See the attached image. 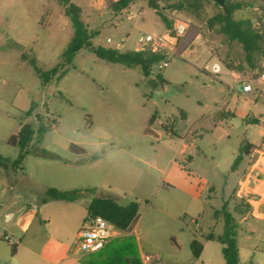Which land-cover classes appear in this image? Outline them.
Returning a JSON list of instances; mask_svg holds the SVG:
<instances>
[{
  "label": "rangeland",
  "instance_id": "1",
  "mask_svg": "<svg viewBox=\"0 0 264 264\" xmlns=\"http://www.w3.org/2000/svg\"><path fill=\"white\" fill-rule=\"evenodd\" d=\"M70 1L80 7L93 47L109 48L125 38L123 50H132L141 35L169 33L168 22L176 19L200 33L186 47L177 40L176 52L153 65L147 77L139 67L109 62L88 48L66 61L74 28L59 0H0V155L8 160L0 170V234L8 232L2 221L6 212L15 214L25 203L41 205L47 189H89L91 199L105 195L121 205L138 203L132 236L139 237L143 251L167 264H217L214 252L221 244L207 245L191 221L200 220L206 233H223V219L216 226L212 220L221 199L229 197L232 210L236 204L246 207L236 192L250 156L231 169L240 147L264 145V87L251 98L229 89L236 86L235 72L242 77L252 72L242 45L208 30L207 19L219 11L212 1L197 10L185 6V0H159L157 11L149 0H136L120 12L111 6L116 0ZM179 2L182 7H171ZM235 18L256 19L255 29H264L259 4L237 11ZM209 49L223 63L222 81L200 69ZM263 57L258 53L255 66ZM165 61L168 65L160 69ZM27 123L36 130L19 160L22 149L10 139ZM40 126L48 130L40 132ZM71 144L84 152H74ZM174 163L187 179L173 181L190 195L164 179ZM193 194L204 203L203 214ZM233 215L243 248L240 264H264L263 212ZM195 238L206 245L205 263L193 259ZM10 249L0 238V256Z\"/></svg>",
  "mask_w": 264,
  "mask_h": 264
},
{
  "label": "trees",
  "instance_id": "2",
  "mask_svg": "<svg viewBox=\"0 0 264 264\" xmlns=\"http://www.w3.org/2000/svg\"><path fill=\"white\" fill-rule=\"evenodd\" d=\"M64 6L66 14L70 16L74 28V35L69 43L68 48L64 52V59L71 62L76 53L84 48L93 50L97 56L112 63H121L127 67H139L145 76L151 75L152 66L160 63L165 59V54H147L131 50L117 51L111 47L92 46L93 34H90L86 25L82 20V11L79 6L71 3L70 0H59ZM136 0H117L111 1V6L116 11H122L128 8ZM197 0H191L193 4ZM213 3L218 7L214 15L207 19L208 30L224 34L229 40L236 41L242 45L245 51L247 63L254 68L258 53L264 54V29H255L256 21L253 18H235V13L247 7H253L259 4L264 9V0H225L226 10L218 4L215 0ZM159 0H149V3L157 11H160ZM183 3L173 4L171 7L180 8ZM202 1L197 3V10L201 9ZM168 9V7H166ZM258 22V21H257ZM169 28H172V23L168 22ZM40 72V70H38ZM56 71H52L55 73ZM45 82L49 81L47 74H42ZM33 105L27 111L31 115ZM40 118V124H41ZM256 122V121H255ZM35 127L32 123H27L21 126L18 135H13L10 142L13 145H19L22 149L20 159L24 157L26 148L31 142L34 134ZM40 132H45L47 127L40 126ZM173 133L172 131H167ZM256 146L251 143L243 144L240 147V153L236 157L232 170L243 160L245 155H250ZM70 149L76 153H83V149L71 144ZM8 160L0 155V166L5 167ZM19 161L16 162V165ZM89 189H75L71 191H60L54 188H49L45 192L43 198L44 202L51 200L75 201L82 196L88 195ZM235 196V195H232ZM231 199L224 201L221 208L215 211V217H221L224 221V229L221 235L208 233L206 235L198 234L209 241H216L222 245V254L226 264H240V250L238 246V223L233 213L230 211ZM251 206L246 204H236L234 206L235 212H247ZM89 217L102 216L108 220L114 227L121 231H125L128 235L120 238H115L110 241L103 249L98 252L83 255L81 264H142L139 254L138 242L134 236L129 234L132 231L133 224L139 214V205L136 202H131L128 205H121L113 198L108 196L99 198L94 197L91 199L88 207ZM191 249L193 252V259L196 261L200 258L203 252V244L197 239L191 242ZM12 250L15 246H11Z\"/></svg>",
  "mask_w": 264,
  "mask_h": 264
},
{
  "label": "crops",
  "instance_id": "3",
  "mask_svg": "<svg viewBox=\"0 0 264 264\" xmlns=\"http://www.w3.org/2000/svg\"><path fill=\"white\" fill-rule=\"evenodd\" d=\"M187 1H191V0H185L184 1L185 6L187 5L188 7H190V9H197V3H199V0H197L195 3L191 5H190L191 2L187 3ZM200 1H202V7H203L204 4L212 0H200ZM168 3H173V2L168 1ZM196 17L198 18V16ZM254 20L256 21V23H258L256 19ZM178 21L180 20L176 19L175 22L174 21L172 22V28L168 29L171 33L175 31V27L178 25ZM184 23L187 25V35L185 37L186 40H192L193 37H197L199 35L200 33L199 29H197L194 25L189 24L188 22H184ZM237 74L238 73L235 72L236 76ZM239 87H241V83L240 80H238L236 77V87L231 91L236 90L235 94H238L240 96L243 95L245 96V98H251L260 95L263 92L264 85L258 82H254L253 83L254 91L251 94L242 93V91L239 90ZM237 113L240 114L242 117H246L247 115V112L242 109H239ZM252 120L253 122H255L257 121V118L253 116ZM249 156L250 159L244 174L247 172V170L251 169L252 166L256 163L254 167L256 168V174L258 175V180L254 181L252 186L254 187V190H256L261 195H264V145L256 146ZM118 160L121 161V159ZM139 160H141V158H139ZM145 162L149 163V161H145ZM77 165L82 167L84 166L83 164L80 163ZM149 165L151 166L152 164L149 163ZM175 166L176 163L173 164L172 171L170 170L165 173L164 179L167 182L172 180L168 183L169 187H173L175 189H178L184 194L190 195V192L187 191L189 189L182 187L179 184V182L175 183L173 181L175 179H182V180L187 179V176L184 173V171H182L180 167L175 168ZM17 167H18L17 170H20L19 164H17ZM1 168H3V166H0V170ZM117 169L118 167L116 166L112 168V173ZM103 196L105 197V195ZM193 196L195 200H197L196 202H198L197 203L198 213L201 212L203 214L202 209L204 203L201 201L200 196H198L197 194H193ZM228 199L229 197L227 199L224 198L221 199L222 203L220 205V208L224 203V201H227ZM90 201H91V197H89V195L82 196L75 201L51 200L48 202H44L42 200V203L39 206H37L36 204L25 203L24 206H22L15 214H9V212H6L5 217H2V221L7 225L8 232H4L3 234H0V238L7 240L10 248L11 246H15V248L13 250L11 248L5 257L0 256V264H77V263L81 264L82 256H80L76 252V250L72 249L71 247L73 241L77 239L80 229L83 227L85 222L90 218L88 214V207ZM230 206H231V202L229 207ZM230 211L232 213L235 212L234 207L233 210L230 208ZM247 212L251 213L252 215H257L258 213L263 212V216H264V201L262 202V204L260 205V207L256 212L253 211V208H250V210H248ZM247 212H236V213H247ZM219 218L215 217V212H214L212 216L214 226L218 224ZM193 221H195V224L199 226L198 234H202V235L208 234L204 232L200 220L192 219L191 222L194 223ZM47 231L50 234H46ZM123 232L125 231H122L120 237H124L128 235L127 232H125L124 234ZM250 232L251 234H253L255 231H250ZM135 233H136V226H133L132 231L129 234L132 235ZM212 233L214 232L212 231ZM6 237L8 239H6ZM135 238L138 242L139 250L141 251L142 246L139 237H135ZM245 239L247 240L251 239V235H247ZM212 242H216V241L207 240L206 244L208 245ZM238 246L240 250V262H241L243 248L241 247V243L239 239H238ZM205 250H206V245L203 247V252L200 258L198 259V261L196 260V262L205 263V260L202 259ZM60 252L62 253L60 259L54 257ZM214 260L217 264H226L222 254V245L219 247L218 252L217 251L214 252Z\"/></svg>",
  "mask_w": 264,
  "mask_h": 264
},
{
  "label": "built area",
  "instance_id": "4",
  "mask_svg": "<svg viewBox=\"0 0 264 264\" xmlns=\"http://www.w3.org/2000/svg\"><path fill=\"white\" fill-rule=\"evenodd\" d=\"M138 14L141 15L142 11ZM186 35L187 25L184 22L178 21V25L175 27L174 35H172L171 32L161 36H154L151 34L141 35L137 39V42L131 51L147 54H173L176 52V48L174 46L177 40H182L184 43L186 42L184 47L190 43L191 40H186ZM106 41L109 44H113L114 42L111 37H108ZM125 41L126 39L122 38L121 41L114 44L111 48L117 51H125L123 50ZM167 65L168 62L165 61L162 64H159V68H164ZM200 69L211 75L214 80L222 81L220 76L223 73V63L214 54L212 49H209L208 56L203 58ZM235 77L240 80L242 93H253L254 82L264 85V57L261 63L252 68L250 76L242 77L241 74H237ZM235 87L236 86L232 85L229 86V89L233 90ZM254 165L244 174L236 192V196L243 200L244 203L250 205L251 208H253V211L256 212L264 201V195L258 193L252 186L254 181L258 180V175L256 174V168ZM121 234V230L114 227L102 216L90 217L78 233L75 250L80 256L98 252L113 239L120 238ZM6 239L8 238L6 237ZM140 259L142 264H167L158 254L143 250L140 251Z\"/></svg>",
  "mask_w": 264,
  "mask_h": 264
},
{
  "label": "water",
  "instance_id": "5",
  "mask_svg": "<svg viewBox=\"0 0 264 264\" xmlns=\"http://www.w3.org/2000/svg\"><path fill=\"white\" fill-rule=\"evenodd\" d=\"M218 4H220L224 9H225V13H227V10H226V3H225V0H215ZM175 34V31L172 33V35ZM264 35V34H263ZM239 90L241 91L242 90V86L239 87ZM104 197L103 195H100L99 198H102Z\"/></svg>",
  "mask_w": 264,
  "mask_h": 264
}]
</instances>
